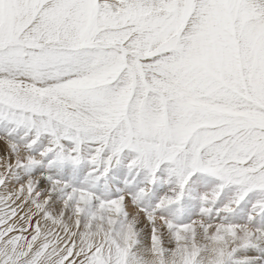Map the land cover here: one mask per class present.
Instances as JSON below:
<instances>
[{"label":"snow or ice","instance_id":"obj_1","mask_svg":"<svg viewBox=\"0 0 264 264\" xmlns=\"http://www.w3.org/2000/svg\"><path fill=\"white\" fill-rule=\"evenodd\" d=\"M0 264H264V0H0Z\"/></svg>","mask_w":264,"mask_h":264}]
</instances>
